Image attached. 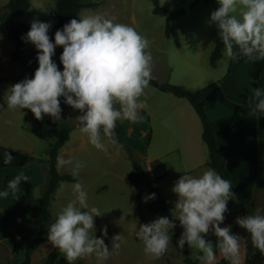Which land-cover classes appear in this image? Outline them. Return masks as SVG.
Wrapping results in <instances>:
<instances>
[{"label": "clouds", "instance_id": "9594fccd", "mask_svg": "<svg viewBox=\"0 0 264 264\" xmlns=\"http://www.w3.org/2000/svg\"><path fill=\"white\" fill-rule=\"evenodd\" d=\"M166 2L159 0L161 6ZM216 3L219 6L210 13L208 22L218 29L224 55L233 61L240 57L246 58V62L264 60V0H216ZM35 8L49 10L44 5ZM78 17L55 31L54 42L49 37L51 21H31L30 29L21 39L37 50L38 68L31 78L25 77L7 89L5 102L9 110L29 109L38 120L46 114L58 121L62 118L63 97L65 104L79 111L77 127L87 136L88 143L107 152L109 143H117L118 122L144 119L141 110L147 108V103L142 97L147 96L153 79L150 40L133 26L102 13ZM57 46L63 47L59 57L62 70L52 59ZM246 103L252 116L264 118V87L253 88ZM13 160L14 156L4 151L3 164H11ZM66 165L71 166L74 178L79 177L84 166L83 162L58 156V168ZM183 173L172 188L178 197L175 219L183 228L176 245L183 249L187 244L198 250L196 259L201 264H216L217 251L230 264H240L238 234L231 232V225L221 227L233 195L231 181L211 167L199 175ZM25 181H30V177L21 170L0 189V199L8 198L10 193L16 195ZM72 190L75 198L67 202L48 226L47 239L64 254L68 264L85 256H95L96 264H105L112 251H119L123 237L114 235L109 248L103 239L108 235L106 225L101 236L95 235L94 217L103 212L89 206L88 194L79 180ZM155 195L150 193L143 200L147 202ZM236 223L250 234L253 247L264 253V208L257 207L253 214L237 217ZM175 227L174 220L159 216L140 224L135 235L142 242L144 253L158 259L172 243ZM209 232L216 236L215 244L206 238Z\"/></svg>", "mask_w": 264, "mask_h": 264}, {"label": "rangeland", "instance_id": "374dc122", "mask_svg": "<svg viewBox=\"0 0 264 264\" xmlns=\"http://www.w3.org/2000/svg\"><path fill=\"white\" fill-rule=\"evenodd\" d=\"M7 1L8 0H0V15L6 11L3 6ZM31 1L33 4L32 7L17 21L26 23L29 26V29L33 19L51 21L52 27L49 30L50 33L56 20L54 12L55 0ZM83 1L96 3V6L98 5L96 13H102L110 18L114 17L117 22L129 24L150 40L149 50L153 57L152 76L157 81L179 84L192 90L188 86L194 87V85H199L203 79L207 81L206 83H209L211 79L221 80L222 77L226 75L230 60L224 55V49L215 67L210 66L208 63L214 39L218 35L216 25L208 22L210 13L215 10L211 4L198 6L171 21L170 35L167 37L164 32V17L152 13V3L150 0ZM178 1L179 0H167L162 7L171 9ZM41 5L47 6L49 10L44 12L35 8ZM83 11L92 12L90 8H83ZM81 15H83V13H81ZM0 34L3 36V38L0 39V75H2V78L9 76L14 77V73L19 70L20 65L10 60L7 61L4 58V56H6L5 52L10 44L14 43L7 37L6 27L1 19ZM25 55L30 61L37 57V50L30 42H27L25 45ZM54 57L55 55L52 59H54ZM189 62L195 63L194 66L201 71L200 75L198 74L197 77H192V75H190L194 73L196 69H193L191 65H188ZM234 62L235 63L232 64V67H234V75L232 79L226 83L227 89H231V83L235 84L240 79L244 82L247 77L246 67L248 62H246V58L240 57ZM33 75L34 73L32 75H24L18 80L8 79L6 81L5 78H3L6 82L4 85H0V105L3 106V108H0V145L17 151L21 150V152L24 153L31 151L36 153L37 156L40 157V160H42L47 159L46 142L49 141L47 137L41 136L35 129L33 125L34 119H31V113H29L31 110H29L28 113L23 114L21 119H19L20 110H9L5 102L8 94L7 89L11 85L21 81L25 77L31 78ZM149 88L151 90V95L148 98L149 102L154 99V92L160 97H174V95L169 92L158 91L153 87ZM234 89L242 92L246 90V86L239 84ZM182 100L187 103L186 99L182 98ZM147 109L148 112L151 113L149 119H143L142 122L133 123L137 126L143 125L142 127L146 131L151 130V132L153 131L154 133H165L162 123L158 122L159 118L157 120L151 119L155 114L151 112L150 108ZM163 111H166L165 113H167L163 114V116H168L164 119V124L173 128L176 127V122L173 119V112L166 110L165 107ZM193 114L198 119V116L195 113ZM9 121L11 123H9ZM19 123H21V128L17 126ZM126 123L129 125L130 121L126 120ZM7 125H11V128L7 129ZM51 125L53 127H58L59 125L72 126L73 122H62L60 119L58 121L53 120ZM144 140L146 141V138H144ZM87 145L89 150L93 148L90 143ZM108 145H110L108 146V151L103 153L104 155L102 158L95 157L92 161L85 157L83 149H78L75 158V161H80L84 164L83 170L86 171L85 180L90 178L91 174L98 177L97 172L101 168L108 169L110 173L109 176L100 177V179L94 178L93 180L95 181L96 179L95 182L97 183L101 181H103L104 184L108 183V191L105 188L104 190H97L98 187H92L86 190L88 194L87 202L93 204L97 208L100 207L101 212H103L102 215L94 217L96 229L95 235L101 236V229L106 225L108 235L103 237V239L109 248L112 246V237L114 235L120 234L123 237L121 248L118 252L112 251L107 261H105V264H185V259L188 262L201 264V262L196 259L198 250L190 249L187 244H185L183 249H180L176 245V242L183 231L178 219L174 220L176 227L173 232V241L169 245L167 252L158 259L151 258L144 253L142 242L139 241L135 235L137 227H139L140 224L149 223L159 216L154 215L147 209L146 202L143 200V197L146 196L145 190H143L139 196V205L135 196H131V193L134 192V188L128 183V181H125L122 176V172L127 168H131L130 161H128L127 156H125L126 153L123 150L120 151V149L118 151L116 149V144L109 143ZM134 151L138 160L145 164H150V161H147L150 157L149 153L145 154L143 151H139L138 153L135 149ZM171 153L172 154H168L163 160L168 166L172 165V162L179 158L176 152L172 151ZM260 168L259 179H264V161L261 162ZM145 169H148L146 165ZM146 173L150 180H154V171L146 170ZM86 182L87 181L84 182L85 185L90 183L89 181ZM74 198L75 194L72 187L59 190L58 197L51 208V220L49 225L54 221L57 213L67 204V202ZM255 203L263 204L264 202L261 199L256 198ZM238 206L240 205L238 204ZM172 216L173 215L168 218L173 220ZM242 216L244 215L240 213L237 206L229 207L228 212L225 213V220L223 224H221V227L231 225V232L237 234L232 231V227L238 225L236 223V218ZM238 236L239 240L242 239L240 235ZM206 238L211 240L213 244H215L217 239L212 232H209ZM51 246V243L47 239L42 249H40L39 254L43 253ZM52 249L57 248L53 247ZM217 253L219 252L217 251L216 255ZM239 260L241 264V256H239ZM74 264H96V258L95 256H85L76 260Z\"/></svg>", "mask_w": 264, "mask_h": 264}, {"label": "crops", "instance_id": "0c3cea01", "mask_svg": "<svg viewBox=\"0 0 264 264\" xmlns=\"http://www.w3.org/2000/svg\"><path fill=\"white\" fill-rule=\"evenodd\" d=\"M32 5L33 4L31 1L29 9L32 7ZM29 9L25 13H27ZM90 9L92 12H86L83 11V9L80 10L78 16H80L81 13H83V15L96 13L98 5ZM21 16L17 17L16 20L20 19ZM78 16L77 19L79 18ZM223 49L224 47L222 48L221 55L223 53ZM13 50L14 44H10L7 51L5 52L6 56H4L7 61L10 60L9 56ZM233 63L235 62L230 60L227 73L222 77L221 80L211 79L210 82L206 83L204 87H199V85L205 81L203 79L199 85L188 87L199 92L201 101L204 105L205 113L210 120H213L220 115L238 117V120L231 127L227 129L216 130L215 138L218 147L223 152L225 166L231 181L233 185L237 187L242 200V205L238 206L236 199H234L232 206H237L242 215H250L253 214L257 207L264 208V203H255L256 198L261 199L264 202V179H259L261 162L264 161V118L259 119L258 117L251 115L247 107L246 98L253 88L264 87V70L260 73L257 80L252 81L250 79L249 73L253 62L249 61L246 67L247 77L245 81L243 82L240 79L235 84L231 83V89H227L226 83L232 79L234 75V67H232ZM188 65H191L193 69H196L194 73L190 74L192 77H197L198 74L200 75L201 71L194 66L195 63L189 62ZM34 72L35 71H33L31 74H27L23 72V69L20 66L19 70L14 73V77L9 76L3 78H5L6 81L8 79L18 80L22 76L32 75ZM0 77H2V75H0ZM5 80L0 81V85H4L6 82ZM239 84L245 85L246 90L241 92L234 89ZM150 95L151 90L149 88L147 90V96L142 97V99L146 100L147 108H150L151 112L155 114V116H153L151 119L157 120L159 118L158 122L162 123L165 133H154L153 131L151 132V130L146 131L142 127L143 125L137 126L131 121L129 125L126 123V120L122 121L121 123L124 126L127 140L138 153L139 151H143L145 154L149 153L150 157L147 161L159 160L162 163L165 174L161 177L160 175L163 173V170L161 168L155 170V177L160 176V178L154 184L159 188L165 198V202L168 207V212L165 216L169 217L173 215V220H176V210L174 207L175 201L178 199V197L172 191L173 185L179 179V177L184 174L183 172L185 171L191 175H199L208 168L206 165L208 160L207 149L205 143L201 139V124L198 120L199 118L197 119V117L193 114L195 111L188 102L187 104L184 102V100H182L181 97L176 96L160 97L155 92L154 99L150 100L149 102L148 98ZM164 107L166 110L173 112V119L176 122V127L173 128L164 124V119L168 117L163 116V114H167L165 113L166 111H163ZM147 108L141 110V115L144 116V120L149 119L151 116V113L148 112ZM28 112L29 109L20 110V117L18 118L21 119L22 115ZM29 113H31V119H34V114L32 112ZM33 125L36 129L35 121L33 122ZM17 126L21 128V123H19ZM6 128H11V125H7ZM47 138L49 141L46 142V150L48 154V150L53 145L55 138ZM144 138H146V141ZM87 144V136L82 134L78 127L74 125L69 131L68 139L59 148L57 157L60 156L65 159L71 158L75 162L78 149H83L85 157L91 159L92 161L95 157H103V151L97 150L94 146H92L93 148L89 150ZM116 149L118 151L120 150L117 145ZM172 151L176 152L179 158L177 160L175 159L172 162V165L168 166L165 161L163 162V160L168 154H172ZM28 153L26 152L24 154L40 159L36 153L31 151H28ZM55 167L59 173L71 172V166L69 165L58 168L57 158ZM21 170H23L30 177V181L22 182L20 185L21 190L16 195H12L10 193L8 198L0 199V212L6 216L8 221H14L22 225L25 228V231L20 233L10 222L0 221V264H6L9 261H20L23 256L24 241L22 236L26 235V233L35 235L37 231L36 226L34 225V219L38 215V200L45 188L47 181L46 159H42V162L40 163L28 162L18 166L0 167V189H4L6 187L7 181L12 179ZM130 170L131 168H127L124 172H122V176L125 181H128L126 179V174ZM97 174L98 177L94 174H91L90 178L85 180L86 171L83 170L82 167L80 169V176L77 180H79V182L82 184L85 181L90 182L88 185H85V183L83 184L85 191L92 187H98L97 190H104L105 188L108 191V183L104 184L103 181L97 183L95 181L96 179H100V177L109 176V170L101 168ZM94 178H96L95 181H93ZM75 182L58 183L57 189L53 194V199L49 205L50 213L52 205L58 197L59 190L72 187ZM128 183L130 182L128 181ZM131 194V196H135V192ZM88 204L90 207L94 206L91 203ZM98 209L101 211L100 207H98ZM46 241L47 239L32 250L30 255V264H43L47 254L53 248V246H51L43 253L39 254L40 249H42ZM239 244V256H241V264H244L243 238L239 240ZM222 257H224L222 254L217 253L216 261Z\"/></svg>", "mask_w": 264, "mask_h": 264}, {"label": "trees", "instance_id": "16d2710c", "mask_svg": "<svg viewBox=\"0 0 264 264\" xmlns=\"http://www.w3.org/2000/svg\"><path fill=\"white\" fill-rule=\"evenodd\" d=\"M152 3V13L164 17V32L168 37L170 35V23L172 20L184 15L193 8L203 4H211L214 9L218 8L216 0H179L174 4L171 9H166L162 7L158 0H150ZM31 0H8L3 8L6 10L0 19L4 22L7 30V37L13 41L14 50L10 54V60L18 63L23 72L31 74L38 68L37 58L29 60L25 55V44L21 39V36L29 30V26L26 23H21L16 20L17 17L23 15L30 7ZM96 3L84 2L83 0H55L54 12L56 15L55 25L52 31L49 33L50 39L54 42V33L57 29L63 27L65 23L70 21L72 18H77L78 13L83 8H93ZM224 47L223 42L217 35L214 39L213 48L209 55L208 63L210 66H215L217 60L221 56L222 48ZM63 51L62 46H57L55 48L56 57L53 59L60 70L63 69V65L60 62V55ZM31 67V68H29ZM264 70V60L255 61L252 63L250 68V79L252 81L257 80L260 73ZM3 80L0 77V81ZM150 86L158 91L169 92L176 97H181L187 100L191 105L196 115L201 122V139L205 143L207 148L208 160L206 162L207 167L214 168L224 179L230 180L229 173L225 166V158L223 152L217 145L215 138V131L220 129H227L231 127L237 120V116L220 115L213 120H210L204 109L203 102L201 101L200 94L197 90H190L179 84H173L168 82H160L156 79L150 81ZM61 100V121L68 122L72 121L73 125L77 124V116L80 115L78 110L73 109L70 105L63 102V97ZM118 106V105H117ZM34 121L36 124V130L41 136L53 137L55 141L53 145L48 150L47 154V181L45 188L41 193L38 200V215L34 219V225L36 226V234H29L22 236L23 239V256L20 261H9L6 264H30V255L32 250L40 243L46 240V234L48 226L51 220V214L49 210V205L53 199V194L55 193L59 182H75L79 177L74 178L70 173H59L56 170V158L57 153L61 145L68 139L69 131L71 125H59L58 127H53L51 124L53 119L49 115H44L42 120H38L34 116ZM117 147L126 153L127 159L130 161L131 170L126 174V179L131 183L134 188L135 197L137 202L139 196L143 190L146 191V195L150 193H155V198L148 200L146 202L147 209L156 216H165L168 212V207L165 202V198L162 195L159 188L154 184L160 176L162 177L165 172L162 167V163L159 160L150 161L151 171L157 169H162L163 173L160 176L150 180L148 174L145 170V163L141 162L136 158L135 151L131 143L127 140L125 136V129L121 122L117 123L115 129ZM4 151H9L13 156L14 160L11 164H3V153ZM37 157L26 155L20 151L5 147L0 145V167L6 166H18L23 165L28 162L40 163ZM80 176V175H79ZM232 183V181H231ZM232 199L228 201V207L233 205L234 199L241 206L242 200L239 191L236 186L232 183ZM139 205V202H138ZM0 221H8L6 216L0 212ZM20 233L25 231L24 227L17 222L8 221ZM27 231V230H26ZM232 231L240 235L244 240V264H264V253H261L258 249L254 248L251 242V237L249 233L240 226H234ZM43 264H68L65 256L58 250L52 249L46 256ZM185 264H198L196 262H188L185 259ZM216 264H230L229 259L225 257L220 258L216 261Z\"/></svg>", "mask_w": 264, "mask_h": 264}, {"label": "built area", "instance_id": "2783aa9c", "mask_svg": "<svg viewBox=\"0 0 264 264\" xmlns=\"http://www.w3.org/2000/svg\"><path fill=\"white\" fill-rule=\"evenodd\" d=\"M145 165L148 168V169H145V170H148V171L150 170L151 171L150 165L148 163H146Z\"/></svg>", "mask_w": 264, "mask_h": 264}, {"label": "water", "instance_id": "95a60500", "mask_svg": "<svg viewBox=\"0 0 264 264\" xmlns=\"http://www.w3.org/2000/svg\"><path fill=\"white\" fill-rule=\"evenodd\" d=\"M76 126H77V124H76Z\"/></svg>", "mask_w": 264, "mask_h": 264}]
</instances>
